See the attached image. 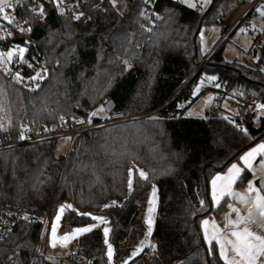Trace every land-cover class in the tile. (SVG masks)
I'll use <instances>...</instances> for the list:
<instances>
[{
  "label": "trees",
  "instance_id": "trees-1",
  "mask_svg": "<svg viewBox=\"0 0 264 264\" xmlns=\"http://www.w3.org/2000/svg\"><path fill=\"white\" fill-rule=\"evenodd\" d=\"M76 1L85 16L60 11L54 0L45 1L42 16L30 8L31 0L18 10L31 24L30 52H39L46 61L47 77L38 88L17 83L0 69V99L6 94L0 119L5 126L11 121L0 137L16 142L0 151V206L20 208L27 215L0 238V264L10 259L19 264H87V259L89 264H108L102 228L81 235L67 260H51L37 249L39 218L48 211L52 219L63 202L72 206L64 211L63 228L88 225L93 215L107 216L115 257L126 256L145 233L146 201L153 183L159 188L151 234L155 250L143 251L134 261L224 264L217 245L207 244L200 227L203 217L219 212L227 201L213 205L210 181L264 140V115L258 125L251 111L235 117H189L184 112L178 119L108 123L77 138L67 155L58 152L59 139L17 142L26 128L53 130L66 118L90 115L107 96L128 116L162 106L201 59L199 26L216 20L227 31L245 0H203L197 7L182 0H156L151 17L146 15V0H119L121 9L112 0ZM261 40L259 33L254 39L260 42L256 65L227 62L220 49L214 52L207 67L218 75L222 98L251 96L264 104ZM174 108L172 103L169 109ZM133 166L143 168L147 179L135 172L128 192V170ZM251 178L245 169L237 184L245 185Z\"/></svg>",
  "mask_w": 264,
  "mask_h": 264
},
{
  "label": "rangeland",
  "instance_id": "rangeland-1",
  "mask_svg": "<svg viewBox=\"0 0 264 264\" xmlns=\"http://www.w3.org/2000/svg\"><path fill=\"white\" fill-rule=\"evenodd\" d=\"M185 4L191 6L203 4V0H184ZM116 6L121 9L122 3L119 0H115ZM264 6V0L258 2L255 5L254 0H245L241 5L234 24L231 26V33L228 34L227 37L223 38L226 31L223 28V25L216 20H207L199 29L198 32V43H199V53L201 59L197 60L198 63L202 60L203 57L210 55L211 53L216 52L220 49V54L224 57L225 61L232 62V61H239L243 62L245 65H256L258 62V58L260 56V42L254 43L255 37L261 33L262 40H264V16H261L256 9L261 8ZM193 7V6H191ZM255 8L254 14L244 20L242 23H239V20L242 16H244L251 8ZM8 8L6 10H10ZM264 11V8H261ZM258 14L260 19L256 20L255 15ZM223 38V39H222ZM261 40V41H262ZM205 66L201 73L198 75L195 82L192 84L191 87V96H190V105L185 109V115L189 117H205L207 115H211V113L215 112L216 114L226 116V117H235L244 115L247 111L254 112L255 115L253 117V121L256 125L259 124L260 117L264 115V107H260L264 105L263 103H257L256 105L250 106L247 103L243 104L238 100V98H229V97H221L220 93V82L217 78L214 77L212 68ZM221 97V98H220ZM103 100V99H102ZM101 100V101H102ZM102 106L97 104L91 111L95 112L100 109ZM102 118L106 117L105 112H99L98 115ZM67 137H63L59 139L58 143V152L61 154H66L70 150V139H66ZM264 142L261 140L259 142ZM262 161H264V153L262 154ZM133 168V167H132ZM137 169H142L144 172L145 170L141 167H137ZM135 173V170H134ZM146 173V172H145ZM260 178H262V183H260ZM264 166L260 165V174L253 180V185L257 188L261 187L264 184ZM133 181H134V174H133ZM133 189V187H132ZM131 189V190H132ZM128 188V192H130ZM155 192V196L153 193ZM158 201H159V188L157 184L153 183L148 191V198L146 201V210H145V226L146 230L143 237L137 243V245L124 257L116 258L115 257V250L112 243L109 240V233L108 236L104 239H107L108 244L112 245V258L109 260L108 257V264H139V262L135 260L143 251L147 250L149 252L152 251L153 241L151 235H148V224L146 223L148 218V209L150 206L154 208L152 213L153 224L152 230L154 227L156 215H157V208H158ZM116 201H113V203ZM69 205L68 202H63L61 206ZM59 207V208H60ZM66 209V208H65ZM64 214V212H63ZM58 211L53 216L52 219L47 220L46 224L42 227L40 232V239L37 242V249L43 252L47 258L51 260H67L69 259L72 253V246L75 244L76 240L86 232H77V229H84L90 228L91 230L95 228H102L103 233L104 229L108 228L110 231V221L107 216L104 215H93L94 221L85 226H77V227H65L63 228L61 225L62 216ZM60 215V220L57 221L56 217ZM97 217L103 218L104 222L101 220L96 219ZM56 227V234L55 237L52 235V227ZM89 232V231H88ZM74 234V235H73ZM152 234V233H151ZM65 235H70L72 238L68 241H63L61 237ZM55 239L56 246H52V241ZM66 245V246H64ZM143 245V249L137 252V249L141 248ZM108 247V245H107ZM180 264V263H176Z\"/></svg>",
  "mask_w": 264,
  "mask_h": 264
},
{
  "label": "built area",
  "instance_id": "built-area-1",
  "mask_svg": "<svg viewBox=\"0 0 264 264\" xmlns=\"http://www.w3.org/2000/svg\"><path fill=\"white\" fill-rule=\"evenodd\" d=\"M26 0H16V3L10 10H6V13L16 20V23L9 25L3 19H0V53H7L8 51H14L18 53V50L23 48L24 52L22 57L16 55L12 58L10 62L0 65V69H2L6 75V77L14 80L12 78L13 75L19 73L23 78L20 84H24L27 86H37L40 85L43 80L47 77V66L45 58L40 56L39 52H30L29 43L30 38L28 33L30 31L21 29H30L31 24L26 17L20 18L18 15V10H21L24 7V3ZM45 1L52 0H31L30 8L35 10V12L42 16L44 14V4ZM55 4L59 6L60 11H73L77 16H85L86 12L83 8L79 7L78 2L76 0H54ZM184 1V0H182ZM262 0H254L255 5L258 4ZM149 8L146 11V15L151 17L154 14V5L156 0H146ZM41 8L43 9V14H40ZM254 8V7H253ZM82 14V15H81ZM244 16L241 17L242 20ZM255 19H260V16L256 14ZM239 20V21H240ZM231 28H229L224 37H227L231 32ZM10 33V34H9ZM222 38V39H223ZM24 39V40H22ZM214 53L207 55L202 58L198 63L195 64L193 69L188 73L185 79L180 83L172 98L163 104L162 106L149 110L144 113H139L136 115L128 116L123 110L119 109L114 101V99L110 96L104 98L100 105L103 107L104 112L106 114V119L101 122H94L91 118V123H88L90 115L83 116L80 119L72 120L66 118L60 127L56 129H49L46 126H43L41 129H38L35 132L29 131V133H25V139H19L17 143L23 141H33V140H48V139H61L63 137H71L70 139V150L74 145L77 138L90 133L91 131L106 125L108 123H120L130 120L142 119V118H163V119H178L184 112L185 109L190 105V98H186L184 94L188 91L190 86L192 85L195 78L201 73L202 69L207 66L211 60V57ZM12 75H9L8 73ZM37 73H41L43 78H39L37 80H32L31 78L36 76ZM218 75L214 77L217 78ZM15 81V80H14ZM242 101H247L249 104L255 105L256 101L249 96L240 97ZM175 103L174 109H169V106ZM212 117H220L219 114L215 112L211 113ZM77 121H84V123H78ZM48 129V131H45ZM31 132V133H30ZM16 144V142H8L5 141L2 137H0V151L8 148L11 145ZM69 150V151H70ZM68 151V152H69ZM68 153H66L67 155ZM27 216L25 211L9 206H0V238L6 236L12 229L14 223L22 218ZM42 222V227L46 224L48 220V211L44 215V217L39 218ZM91 259H87L86 263L89 264ZM7 264H19L16 260L10 259Z\"/></svg>",
  "mask_w": 264,
  "mask_h": 264
},
{
  "label": "snow or ice",
  "instance_id": "snow-or-ice-1",
  "mask_svg": "<svg viewBox=\"0 0 264 264\" xmlns=\"http://www.w3.org/2000/svg\"><path fill=\"white\" fill-rule=\"evenodd\" d=\"M113 5L115 6V0H112ZM16 0H0V19H3L7 22V24L12 25L16 23V20L10 17L6 13V9L12 8ZM195 6V5H191ZM264 8V6H261ZM261 8L256 9L260 13L261 16H264V11ZM35 11V10H33ZM40 14H43V9L41 8ZM82 15V14H81ZM79 18V17H77ZM22 31L30 29H21ZM10 34V33H9ZM24 49L21 48L17 52L8 51L7 53H0V65L10 62L12 58L16 55L22 57ZM9 75H12L10 72ZM12 78L17 82L21 83L23 78L19 73H16L12 76ZM39 78H43L41 73H37L36 76L32 77V80H37ZM39 85H37V88ZM36 88L30 89V91H35ZM6 102V94L4 99H0V111L4 110V104ZM260 107H264L261 105ZM104 109L101 107L95 112L90 114L88 123H91V117L98 115L99 112H103ZM152 119H158L153 117ZM60 120L63 121L64 117L61 116ZM78 123H84V121H77ZM11 127V121H8L7 126H5L2 119H0V131H7L8 128ZM31 129H24V131H30ZM24 131L21 132L19 139L23 140L26 138L24 135ZM48 131V129H45ZM243 131V129H242ZM66 139H71V137H67ZM257 153H264V144H260L257 148H253L251 151L245 153L240 159L244 162L245 165L251 167L252 157ZM261 166H264V161H261ZM135 172L138 174L139 178L147 179V174L142 169H136L135 166L128 170V180L127 185L129 190L133 187V174ZM242 171L236 164H232L228 169V173L224 176L217 175L213 181V200L217 203L225 197H231L233 199L239 200L241 204L248 206L246 214L242 212L240 208L234 207L231 204L229 208L231 212H234L235 219L231 218V215L226 217L225 230H221L215 222H212L210 225L209 220L205 219L201 223L203 225V231L205 234V239L212 245L215 242V245L218 246L219 256L224 261V264H264V235L258 234L253 230L252 225L256 224L257 219L264 221V185L257 188L252 183H249V186L246 190L247 195L234 192L232 189V185L234 184L236 178L240 175ZM220 182L217 184V182ZM155 196V192L153 193ZM115 203V202H114ZM203 205V201H201ZM71 205H63L59 208V212L63 214L65 208H71ZM107 207V205H106ZM154 208L152 206L148 209V218L146 223L148 224V235L150 236L152 233V224L153 218L152 213ZM57 221L60 220V215L56 217ZM96 219L103 221V218L97 217ZM210 225V227H209ZM264 227V225H261ZM77 232H88L91 231L90 228L77 229ZM109 229H104L105 237L108 236ZM56 227H52V235L55 237ZM74 235V234H73ZM72 238L70 235H65L61 237L63 241H68ZM105 243L108 245V257L109 260L112 258V245L108 244L107 239H105ZM52 246H56L55 239L52 241ZM66 246V245H64ZM153 250H155V245H152ZM143 249V245L141 248L137 249V252ZM213 248H209V255L213 254Z\"/></svg>",
  "mask_w": 264,
  "mask_h": 264
},
{
  "label": "crops",
  "instance_id": "crops-1",
  "mask_svg": "<svg viewBox=\"0 0 264 264\" xmlns=\"http://www.w3.org/2000/svg\"><path fill=\"white\" fill-rule=\"evenodd\" d=\"M190 96H191V93H190ZM238 100H240V102L243 103V104L247 103L248 105L253 106L252 104H249L247 101H242L240 98H238ZM260 144H264V142L263 141L262 142H258L257 144H255L254 146H252L251 148L246 150L241 156H243L245 153L251 151L253 148H257ZM262 154L263 153H257V154H255L252 157L251 167H248L247 165H245L244 162L239 158L238 160L233 161L224 171L217 172L216 174L213 175V177L211 178V181H210V194H211L213 205L215 207H218L224 199H226L227 201H226V204L222 207V209L219 212L213 213V214H210V215H207V216L203 217L201 219V222L203 220L207 219V220H209L210 225H211L212 222H215L216 225L221 230H225L226 217L231 215V218L235 219V215H236L234 212H231V210L229 208L230 204L232 206H234V207L240 208L242 210V212L246 214L248 206H245V205L241 204L239 200H236V199H233L231 197L225 196L219 201V203L215 202L213 200L212 181L217 175H221V176L226 175L228 173V169L231 167V165L232 164H236L239 168L242 169V171L240 172V175L236 178L234 184L232 185V189H233L234 192H238V193H242V194L247 195L246 190H247V188L249 186V183L253 184V180L257 176H259V174H260V165H261V161H262ZM245 169H249L251 171L252 178L245 185H238L237 182H238L239 178L241 177V175L243 174ZM263 182H264V180H263ZM219 183L220 182L218 181L217 184H219ZM260 183H262V178H260ZM201 222H200V227H201V231H202L203 237L205 239V234H204V231H203V225H202ZM210 225H209V227H210ZM261 225H264V221H262V220H260L258 218L256 224L252 225V228L258 234L264 235V227H261ZM205 241H206V239H205ZM207 244L209 245L208 242H207Z\"/></svg>",
  "mask_w": 264,
  "mask_h": 264
},
{
  "label": "water",
  "instance_id": "water-1",
  "mask_svg": "<svg viewBox=\"0 0 264 264\" xmlns=\"http://www.w3.org/2000/svg\"><path fill=\"white\" fill-rule=\"evenodd\" d=\"M201 28V25L199 26V29ZM22 40H24V39H22ZM203 244L205 245V242L203 241ZM206 251H207V248H206Z\"/></svg>",
  "mask_w": 264,
  "mask_h": 264
}]
</instances>
